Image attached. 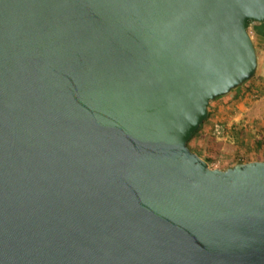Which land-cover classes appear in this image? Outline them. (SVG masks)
Instances as JSON below:
<instances>
[{"label":"water","instance_id":"1","mask_svg":"<svg viewBox=\"0 0 264 264\" xmlns=\"http://www.w3.org/2000/svg\"><path fill=\"white\" fill-rule=\"evenodd\" d=\"M264 0H0V264H264V158L186 141L248 79Z\"/></svg>","mask_w":264,"mask_h":264},{"label":"rangeland","instance_id":"2","mask_svg":"<svg viewBox=\"0 0 264 264\" xmlns=\"http://www.w3.org/2000/svg\"><path fill=\"white\" fill-rule=\"evenodd\" d=\"M249 34L256 52L254 73L220 97L209 100L207 110L210 113H207V119L189 139L191 148L198 146L200 149L207 140L211 123L220 125L222 120L225 121L228 132L216 141L217 155L207 162L209 167L225 168L234 160L255 159V153L250 147L254 131L261 130L264 135V39H259L252 32ZM231 126L242 127L244 134L233 138V134L229 133Z\"/></svg>","mask_w":264,"mask_h":264},{"label":"trees","instance_id":"3","mask_svg":"<svg viewBox=\"0 0 264 264\" xmlns=\"http://www.w3.org/2000/svg\"><path fill=\"white\" fill-rule=\"evenodd\" d=\"M247 25H250V29H251L252 34H254L255 36H257L261 39H264V21L248 20ZM220 96L221 95H218V96L214 97L213 99L218 98ZM207 113L209 114L210 112L207 110ZM207 117H208V115L206 116V118H204L200 122L197 129H195L191 133V135L189 136V138L186 141V145L189 147V149L195 151L199 156H201L203 159H205L208 162L209 160H213L216 158V155H217V149L215 146L216 141L221 136H224L227 134L228 127L226 126V123L224 120L221 121L220 125H215L214 123H211V125L209 126V129H208L207 140L204 142V144L201 145L200 149L197 148L198 146L197 147L194 146L193 148H191L189 146V139L203 126V123L207 119ZM261 128H263V127H261ZM229 129H230L229 133L233 134V138H238L239 136L244 134L242 127L231 126V127H229ZM250 147L253 149V151L255 153V159L264 158V135H262L261 130L254 131V136L252 139V143L250 144ZM239 161L240 160L231 161L229 164H227V166L232 165L233 163L239 162Z\"/></svg>","mask_w":264,"mask_h":264},{"label":"built area","instance_id":"4","mask_svg":"<svg viewBox=\"0 0 264 264\" xmlns=\"http://www.w3.org/2000/svg\"><path fill=\"white\" fill-rule=\"evenodd\" d=\"M248 26H249V25H247V30H248L249 32H251V30H250V28H248Z\"/></svg>","mask_w":264,"mask_h":264},{"label":"crops","instance_id":"5","mask_svg":"<svg viewBox=\"0 0 264 264\" xmlns=\"http://www.w3.org/2000/svg\"><path fill=\"white\" fill-rule=\"evenodd\" d=\"M257 37V36H256ZM259 38V37H258ZM259 39H261V38H259Z\"/></svg>","mask_w":264,"mask_h":264}]
</instances>
